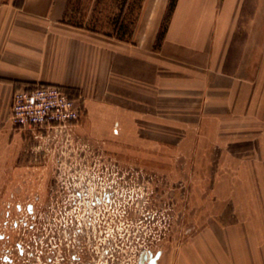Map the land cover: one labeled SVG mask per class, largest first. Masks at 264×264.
I'll return each mask as SVG.
<instances>
[{
  "label": "rangeland",
  "instance_id": "obj_1",
  "mask_svg": "<svg viewBox=\"0 0 264 264\" xmlns=\"http://www.w3.org/2000/svg\"><path fill=\"white\" fill-rule=\"evenodd\" d=\"M119 13L69 0L65 20L110 35ZM178 81L0 136V264H264L262 96Z\"/></svg>",
  "mask_w": 264,
  "mask_h": 264
},
{
  "label": "crops",
  "instance_id": "obj_2",
  "mask_svg": "<svg viewBox=\"0 0 264 264\" xmlns=\"http://www.w3.org/2000/svg\"><path fill=\"white\" fill-rule=\"evenodd\" d=\"M68 1L0 0V136L13 129V92L40 84L87 114L112 95L171 92L176 77L213 105L264 103V0H176L159 44L170 0H141L127 40L66 22Z\"/></svg>",
  "mask_w": 264,
  "mask_h": 264
},
{
  "label": "built area",
  "instance_id": "obj_3",
  "mask_svg": "<svg viewBox=\"0 0 264 264\" xmlns=\"http://www.w3.org/2000/svg\"><path fill=\"white\" fill-rule=\"evenodd\" d=\"M80 117V107L59 86L40 84L12 94L9 118L14 126L68 133Z\"/></svg>",
  "mask_w": 264,
  "mask_h": 264
},
{
  "label": "trees",
  "instance_id": "obj_4",
  "mask_svg": "<svg viewBox=\"0 0 264 264\" xmlns=\"http://www.w3.org/2000/svg\"><path fill=\"white\" fill-rule=\"evenodd\" d=\"M175 3L176 0H170L168 3L166 13L164 15L160 30L157 35L158 44L164 36ZM140 5L141 0H119L120 13L116 15L111 22L112 36L119 40L129 39L136 21V13H134V10L137 9L138 11L140 9Z\"/></svg>",
  "mask_w": 264,
  "mask_h": 264
},
{
  "label": "water",
  "instance_id": "obj_5",
  "mask_svg": "<svg viewBox=\"0 0 264 264\" xmlns=\"http://www.w3.org/2000/svg\"><path fill=\"white\" fill-rule=\"evenodd\" d=\"M153 262H154V259L151 260V264H153Z\"/></svg>",
  "mask_w": 264,
  "mask_h": 264
}]
</instances>
